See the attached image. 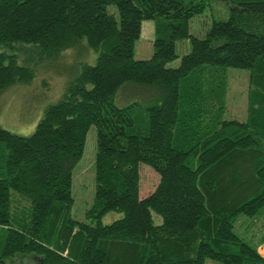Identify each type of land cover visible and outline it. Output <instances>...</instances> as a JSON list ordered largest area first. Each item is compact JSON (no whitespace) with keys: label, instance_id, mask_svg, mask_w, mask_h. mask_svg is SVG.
<instances>
[{"label":"trees","instance_id":"1","mask_svg":"<svg viewBox=\"0 0 264 264\" xmlns=\"http://www.w3.org/2000/svg\"><path fill=\"white\" fill-rule=\"evenodd\" d=\"M210 1L0 0V94L65 51L85 57L30 135L0 127V264H264V0H225L227 20L189 34ZM145 20L153 52L135 60ZM228 68L250 71L243 122L225 118ZM92 126L96 193L77 221L72 170ZM141 164L159 175L143 198Z\"/></svg>","mask_w":264,"mask_h":264},{"label":"rangeland","instance_id":"2","mask_svg":"<svg viewBox=\"0 0 264 264\" xmlns=\"http://www.w3.org/2000/svg\"><path fill=\"white\" fill-rule=\"evenodd\" d=\"M233 4L225 0H211L206 10L189 21V34L203 36L213 21H225ZM107 13L118 19L115 6H108ZM152 20H145L141 24V33L134 43L135 60H148L152 56L153 47ZM81 45L86 43L83 41ZM189 52L187 40L176 43L177 59L168 64L170 68L179 65L180 58ZM88 64L93 65L95 55L88 52ZM85 61L84 53L79 49L65 51L56 57L41 63L35 69V76L29 84H17L0 94V127L20 136L30 135L38 121L43 116L44 110L57 103L63 96L67 84L80 72L81 65ZM250 71L244 69H227V113L226 119H234L243 122L247 117V93ZM120 90L119 92H121ZM118 92V93H119ZM117 93V94H118ZM119 96V94H118ZM118 106L126 105V97L119 100ZM133 97V95H132ZM98 152L97 132L92 126L86 137L85 147L81 159L72 170L71 196L73 206L71 216L77 221H86L85 213L91 207L96 193V157ZM140 188L139 197H146L158 184L159 175L148 165L139 167ZM121 214L110 212L106 214L102 223L108 225L121 218ZM155 221L158 223L159 219ZM238 233V229L235 228ZM38 258L35 255L17 254L5 260L6 264H36ZM205 264H220L212 260H206Z\"/></svg>","mask_w":264,"mask_h":264},{"label":"crops","instance_id":"3","mask_svg":"<svg viewBox=\"0 0 264 264\" xmlns=\"http://www.w3.org/2000/svg\"><path fill=\"white\" fill-rule=\"evenodd\" d=\"M264 233V232H263ZM258 252L260 253V255L264 258V246L261 248H258Z\"/></svg>","mask_w":264,"mask_h":264}]
</instances>
